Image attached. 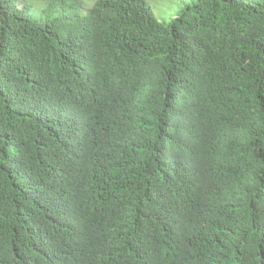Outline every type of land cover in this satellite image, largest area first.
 Listing matches in <instances>:
<instances>
[{
	"label": "trees",
	"instance_id": "1",
	"mask_svg": "<svg viewBox=\"0 0 264 264\" xmlns=\"http://www.w3.org/2000/svg\"><path fill=\"white\" fill-rule=\"evenodd\" d=\"M0 264H264V0H0Z\"/></svg>",
	"mask_w": 264,
	"mask_h": 264
},
{
	"label": "rangeland",
	"instance_id": "2",
	"mask_svg": "<svg viewBox=\"0 0 264 264\" xmlns=\"http://www.w3.org/2000/svg\"><path fill=\"white\" fill-rule=\"evenodd\" d=\"M185 1L188 0H147L158 18L165 22L171 21L173 15L180 11Z\"/></svg>",
	"mask_w": 264,
	"mask_h": 264
}]
</instances>
